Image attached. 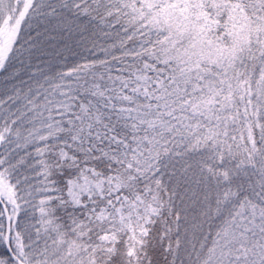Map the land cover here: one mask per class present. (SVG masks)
<instances>
[{
	"label": "snow or ice",
	"instance_id": "1",
	"mask_svg": "<svg viewBox=\"0 0 264 264\" xmlns=\"http://www.w3.org/2000/svg\"><path fill=\"white\" fill-rule=\"evenodd\" d=\"M0 264H264V0H0Z\"/></svg>",
	"mask_w": 264,
	"mask_h": 264
}]
</instances>
